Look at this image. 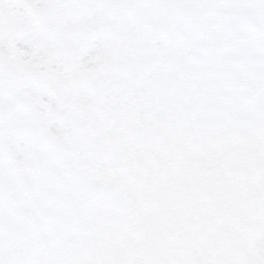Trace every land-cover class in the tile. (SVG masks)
I'll return each mask as SVG.
<instances>
[{
	"label": "snow or ice",
	"instance_id": "1",
	"mask_svg": "<svg viewBox=\"0 0 264 264\" xmlns=\"http://www.w3.org/2000/svg\"><path fill=\"white\" fill-rule=\"evenodd\" d=\"M0 264H264V0H0Z\"/></svg>",
	"mask_w": 264,
	"mask_h": 264
}]
</instances>
